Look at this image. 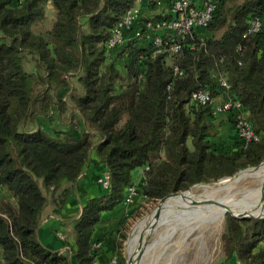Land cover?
<instances>
[{"label":"trees","instance_id":"trees-1","mask_svg":"<svg viewBox=\"0 0 264 264\" xmlns=\"http://www.w3.org/2000/svg\"><path fill=\"white\" fill-rule=\"evenodd\" d=\"M137 1L0 0V186L10 195L0 196V264H96L102 213L122 203L139 167L148 168L138 195L155 202L264 161V0H215L210 21L175 54L154 53L152 33L108 49L113 27ZM48 5L51 26L35 32ZM255 17L263 27L243 36ZM220 76L256 140L245 144L237 135L233 111L231 139L217 140L213 105L191 101L198 89L213 98L224 92ZM53 106L59 115L77 110L81 129H44L38 121ZM92 150L109 188L87 198L74 220L66 243L72 263L69 253L44 247L36 231L48 198L64 203ZM222 243L220 264H264V218L226 214Z\"/></svg>","mask_w":264,"mask_h":264},{"label":"bare ground","instance_id":"bare-ground-1","mask_svg":"<svg viewBox=\"0 0 264 264\" xmlns=\"http://www.w3.org/2000/svg\"><path fill=\"white\" fill-rule=\"evenodd\" d=\"M260 174H264V163L213 183L192 186L181 194H172L160 200L130 231L125 250L126 257L130 259L129 264L138 261L139 247L146 246L144 238L152 232L157 235L147 245L149 249L161 245L179 229H183L187 235L220 221L229 212L252 215L264 213V184H249L252 176Z\"/></svg>","mask_w":264,"mask_h":264},{"label":"built area","instance_id":"built-area-1","mask_svg":"<svg viewBox=\"0 0 264 264\" xmlns=\"http://www.w3.org/2000/svg\"><path fill=\"white\" fill-rule=\"evenodd\" d=\"M149 4H159L163 0H147ZM21 2V0H18ZM215 0H203L201 5H196L193 0H171L169 16L161 15L158 18L140 17V8L137 5L130 7L121 17L120 21L113 27L111 35L106 41V47L111 49L122 44L133 37H141L144 33H152L154 53H167L169 55L177 53L181 48V41L192 33L194 27H204L210 21L215 10ZM132 35L126 31L132 28L136 22L140 23ZM263 27L260 18L255 17L250 20L243 36L252 35ZM176 70V67H174ZM218 83L224 92L221 93L223 100L214 104V98L208 90L198 89L191 94V101L198 104L210 103L213 105V113L233 111L234 127L237 135L247 144L257 139V134L251 127L242 109L240 101L227 95L229 84L224 77L218 78ZM147 166L139 167L134 171V179L125 189L122 203L125 206L133 205L138 196L139 184L145 183ZM97 181L106 190L109 188V174L107 170L101 172ZM99 246V243H95Z\"/></svg>","mask_w":264,"mask_h":264},{"label":"rangeland","instance_id":"rangeland-1","mask_svg":"<svg viewBox=\"0 0 264 264\" xmlns=\"http://www.w3.org/2000/svg\"><path fill=\"white\" fill-rule=\"evenodd\" d=\"M49 9L50 7L46 8L45 19L33 27V30L35 32L44 31L50 28L51 23L54 19V13ZM24 66L27 71H33L34 69V65L29 59H26ZM61 94L63 95V93ZM215 97H219L217 103H220L223 100L221 94H218ZM217 103L214 102V104ZM78 116L79 115L76 114L72 109H70V107L62 115H59L56 108L53 106L49 117L40 119L38 121V124H41L44 129L50 132L54 131L55 129H74L78 131L81 129L82 125L81 120ZM217 127H220L218 123ZM229 127L233 128L231 124L229 125ZM231 133H229V131L221 132L219 128L216 138H218L217 140H222L221 142L226 140L229 141L231 139V137L229 136H232ZM262 163H264V161L260 164ZM249 182V184L252 186H260L264 184V174L252 176L249 179ZM198 185L200 184H196L193 186ZM158 203V200L154 202L143 197H139L138 195L135 198V202L133 205H130L127 208L125 207V210L121 211L120 221L116 224V227H119L117 228L118 230H116L117 232H119L118 239L116 240V242L119 243L118 247H116L117 253L114 250L116 245L113 239L109 243L103 241L101 239L102 237L98 239V242L99 240L101 241V249L104 245H111V248H108L107 250V254L109 255L108 258L101 259V264H125L126 242L128 240L130 231L132 230L133 226L137 222L141 221V219L145 215L151 212L158 205ZM263 214L264 213L257 215ZM224 217L220 221L206 225L204 229L192 231L187 235L183 229H179L168 239L164 240L161 245L149 249L147 245L151 244L157 235V233L152 232L147 237L148 240L145 242L146 246L142 248L139 247L138 261H134L135 264H220L221 260L224 257L222 243V234L224 232ZM117 218L118 217H116V219ZM122 235H124V237H122ZM118 253L121 259L119 258ZM107 254L105 253V255ZM113 258L116 259V263L112 262Z\"/></svg>","mask_w":264,"mask_h":264},{"label":"crops","instance_id":"crops-1","mask_svg":"<svg viewBox=\"0 0 264 264\" xmlns=\"http://www.w3.org/2000/svg\"><path fill=\"white\" fill-rule=\"evenodd\" d=\"M193 2L196 5H201L203 0H193ZM170 4L171 0H163L156 5L149 4L147 0H138L135 5L140 8V17L146 19L161 15L169 16ZM47 7H50L49 10L53 12L55 16L54 9L50 5ZM218 99L219 97H215L214 102L217 103ZM75 112H77V110H75ZM216 114L219 117L220 128L223 129V131H229V133H231L233 129L232 127H229L228 113L222 111ZM101 166L102 165L98 163L95 150H92L89 155L87 166L75 183H73V187L68 193L64 203L60 205L54 200V198H48V202L42 211L41 220L37 227L36 232L39 242L51 251L69 253L72 263H74V258L71 254V247L66 243H72V226L74 220L79 216L86 199L104 193L103 188L97 181L103 171ZM67 185L68 184H65V186ZM0 196L6 198L10 197L9 193L3 186H0ZM125 207L127 208V206L122 203H118L111 210L102 213L97 236L100 238L102 237L101 239L103 241L109 243L112 239L114 241L118 239L119 232L116 230H118L117 228L119 227H116V224L120 221V213L122 210H125ZM116 217L118 218L116 219ZM108 248H111L110 244L102 246L101 253L96 258V264H101V259L108 258ZM115 248L114 250L116 251L117 248ZM105 253L107 255H105ZM112 262L116 263V259L113 258Z\"/></svg>","mask_w":264,"mask_h":264},{"label":"water","instance_id":"water-1","mask_svg":"<svg viewBox=\"0 0 264 264\" xmlns=\"http://www.w3.org/2000/svg\"><path fill=\"white\" fill-rule=\"evenodd\" d=\"M248 168H250V167H247V168H245V169H248ZM245 169H242V170H245ZM242 170H239V171H242ZM238 171V172H239ZM238 172H236V173H238ZM234 175V174H233ZM233 175H231V176H233ZM226 177H229V176H226ZM219 179H221V178H219ZM218 179V180H219ZM213 183V182H212ZM196 184H201V183H196ZM196 184H193V185H196ZM205 184H207V183H205ZM193 185H191V186H193ZM190 186V187H191ZM189 187V188H190ZM189 188H187V189H185V190H182V191H178V192H174V193H169V194H167V195H165L164 197H162V198H160L159 200H158V202L160 201V200H163L164 198H166L167 196H169V195H172V194H181V193H183V192H185L186 190H188ZM229 214L231 215V216H233V217H239V218H241V217H254V218H264V215H252V214H233V213H230L229 212ZM148 240V238H144V242H146ZM129 260L130 259H128L127 257H126V259H125V264H129Z\"/></svg>","mask_w":264,"mask_h":264}]
</instances>
